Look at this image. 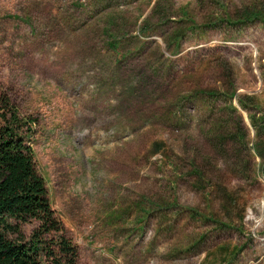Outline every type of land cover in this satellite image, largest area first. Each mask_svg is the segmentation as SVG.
<instances>
[{"label": "rangeland", "instance_id": "rangeland-1", "mask_svg": "<svg viewBox=\"0 0 264 264\" xmlns=\"http://www.w3.org/2000/svg\"><path fill=\"white\" fill-rule=\"evenodd\" d=\"M5 102L79 264H264V0H0Z\"/></svg>", "mask_w": 264, "mask_h": 264}, {"label": "trees", "instance_id": "trees-1", "mask_svg": "<svg viewBox=\"0 0 264 264\" xmlns=\"http://www.w3.org/2000/svg\"><path fill=\"white\" fill-rule=\"evenodd\" d=\"M5 103L0 112V264H79V247L37 167V119Z\"/></svg>", "mask_w": 264, "mask_h": 264}]
</instances>
